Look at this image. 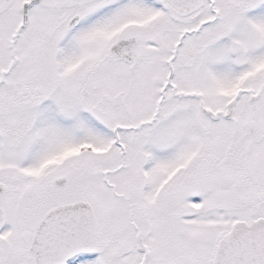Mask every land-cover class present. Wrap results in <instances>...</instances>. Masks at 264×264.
Segmentation results:
<instances>
[{
  "label": "snow or ice",
  "instance_id": "snow-or-ice-1",
  "mask_svg": "<svg viewBox=\"0 0 264 264\" xmlns=\"http://www.w3.org/2000/svg\"><path fill=\"white\" fill-rule=\"evenodd\" d=\"M0 264H264V0H0Z\"/></svg>",
  "mask_w": 264,
  "mask_h": 264
}]
</instances>
